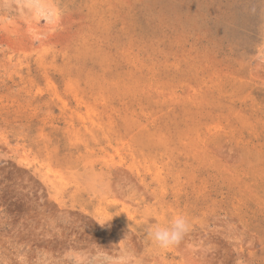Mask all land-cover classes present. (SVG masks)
I'll use <instances>...</instances> for the list:
<instances>
[{
  "label": "rangeland",
  "instance_id": "rangeland-1",
  "mask_svg": "<svg viewBox=\"0 0 264 264\" xmlns=\"http://www.w3.org/2000/svg\"><path fill=\"white\" fill-rule=\"evenodd\" d=\"M94 243L264 264V0H0V264Z\"/></svg>",
  "mask_w": 264,
  "mask_h": 264
},
{
  "label": "clouds",
  "instance_id": "clouds-1",
  "mask_svg": "<svg viewBox=\"0 0 264 264\" xmlns=\"http://www.w3.org/2000/svg\"><path fill=\"white\" fill-rule=\"evenodd\" d=\"M190 225L184 215H177L168 226L152 224L147 231L148 238L161 249L178 245L189 231ZM69 264H127V255L119 259L109 250L96 243L89 249L70 250L66 254Z\"/></svg>",
  "mask_w": 264,
  "mask_h": 264
},
{
  "label": "bare ground",
  "instance_id": "bare-ground-1",
  "mask_svg": "<svg viewBox=\"0 0 264 264\" xmlns=\"http://www.w3.org/2000/svg\"><path fill=\"white\" fill-rule=\"evenodd\" d=\"M95 126V125H94Z\"/></svg>",
  "mask_w": 264,
  "mask_h": 264
}]
</instances>
